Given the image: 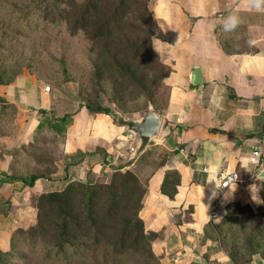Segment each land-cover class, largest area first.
Instances as JSON below:
<instances>
[{
  "label": "crops",
  "instance_id": "0c3cea01",
  "mask_svg": "<svg viewBox=\"0 0 264 264\" xmlns=\"http://www.w3.org/2000/svg\"><path fill=\"white\" fill-rule=\"evenodd\" d=\"M149 9L160 34L151 48L167 71L161 80L166 96L160 126L145 151L152 148L159 159H167L139 174L146 179L139 218L145 232L156 234L151 251L158 264H231L203 227L216 200L219 219L229 202L253 210L260 204L257 188L264 170L257 171L247 158L255 145H264V13L248 11L243 0H150ZM229 11L241 23L225 33L221 19ZM194 68L198 85L189 82ZM2 103L13 104L17 112L13 131L0 135V247L14 229L33 223L32 196L60 191L69 182L105 183L114 169H130L145 152L127 165L135 138L110 114L90 115L78 105L62 137L37 128L39 110L63 114L56 113L53 93L26 71L0 85ZM46 130L61 141L57 153L47 156L51 176L32 184L26 177L7 180L16 161L8 152L36 147ZM170 170L177 182L172 196H166L160 185ZM226 173H234L237 181L221 193L219 175ZM252 259L263 264L258 256Z\"/></svg>",
  "mask_w": 264,
  "mask_h": 264
},
{
  "label": "trees",
  "instance_id": "16d2710c",
  "mask_svg": "<svg viewBox=\"0 0 264 264\" xmlns=\"http://www.w3.org/2000/svg\"><path fill=\"white\" fill-rule=\"evenodd\" d=\"M149 4L150 0H0V85H9L24 70L43 79L38 52L22 58L11 46L44 28H59L68 37L81 35L90 45L88 82L76 90L79 107L90 115L114 110L127 117L149 109L160 115L163 107L154 105L162 92L166 96L161 80L167 69L151 48L152 38L160 34ZM49 60L57 68L53 88L76 80L63 58ZM16 112L13 104H0V129L12 124ZM73 113L56 117L52 110H39L37 128L45 126L62 137ZM29 150L27 160L34 167L26 177L28 184L49 178V158L32 144L11 149L8 155L14 160ZM176 176L172 170L164 174L162 194L172 196ZM6 179L25 178L11 173ZM257 189L260 204L254 210L229 202L218 222L203 227L204 236L218 244L231 264L249 263L254 256L264 264V179ZM145 193L146 179L116 168L105 183L69 182L60 191L32 196L34 221L11 232L7 248L0 249V264H158L151 251L156 234L145 232L139 218Z\"/></svg>",
  "mask_w": 264,
  "mask_h": 264
},
{
  "label": "rangeland",
  "instance_id": "374dc122",
  "mask_svg": "<svg viewBox=\"0 0 264 264\" xmlns=\"http://www.w3.org/2000/svg\"><path fill=\"white\" fill-rule=\"evenodd\" d=\"M21 32H23V30ZM89 48V42L86 41L81 35L68 37L59 28H44L38 34H35V36L29 35V37L27 38L24 37L17 39L12 44L11 51L12 53L20 55L22 58H25L33 50H35V53L38 52L40 61L39 72L43 75V79L37 80L34 75H30L33 76L35 80L39 81V83L44 88L47 87V90L53 93L56 113L58 115H61L71 112L78 105V98L76 96L77 86L79 84H87L88 82L90 62L92 60V53H90ZM59 57L64 59L66 67L76 78V80L67 82L61 85L58 89H55L51 86L50 83L51 79L54 76H57V68L55 65L53 66V62L50 61L49 58L57 59ZM164 98L165 95L162 92L156 99L154 105L155 109H161L163 107ZM145 113L137 112L124 117L129 119H138ZM155 115L158 116V114ZM6 124L4 123V126L0 129V132L4 134L13 131L12 124ZM38 140L39 144L36 146V148H39V150L37 151L38 154L44 155L46 157L48 155L50 156L56 154L59 150V144L61 141L59 139H56L53 135L47 133V130L42 131L38 135ZM148 146L146 147V149L148 148ZM30 152L31 150H29V152L24 151L16 157V161L14 162V165L10 170L12 173L20 175L22 178L27 177V175L31 172V166L29 164L30 162H28L27 160V158L30 157ZM158 156L159 155H157L156 152L152 150V148H149V150H147L145 154L139 160H137L135 165L131 167L130 170L138 176L139 174L145 175L150 172L152 168L157 167L164 157L162 156L159 159ZM49 161L51 163V159H49ZM48 170L50 173H52L53 169L48 168ZM7 245L8 243L5 246L0 247V249H6Z\"/></svg>",
  "mask_w": 264,
  "mask_h": 264
},
{
  "label": "water",
  "instance_id": "95a60500",
  "mask_svg": "<svg viewBox=\"0 0 264 264\" xmlns=\"http://www.w3.org/2000/svg\"><path fill=\"white\" fill-rule=\"evenodd\" d=\"M189 82L191 85H198L199 74L197 68L193 69ZM109 114L113 118L114 124L123 127L127 133L135 138L136 146L128 159L127 165H129L145 151L146 147L156 137L161 120L152 110H148L138 119L126 118L115 111H111ZM259 176L264 178V171Z\"/></svg>",
  "mask_w": 264,
  "mask_h": 264
},
{
  "label": "built area",
  "instance_id": "2783aa9c",
  "mask_svg": "<svg viewBox=\"0 0 264 264\" xmlns=\"http://www.w3.org/2000/svg\"><path fill=\"white\" fill-rule=\"evenodd\" d=\"M45 90L48 88L45 87ZM131 135V134H130ZM133 151V150H132ZM180 154H183V150L181 148L178 149ZM248 162L251 164L257 171L264 170V145L257 144L255 145L248 156ZM236 176L234 173H226L219 175V192H224L229 188L231 184L236 183ZM219 219V211H218V202L217 200L211 203L209 207V221L216 222ZM245 264H256L253 260L249 263Z\"/></svg>",
  "mask_w": 264,
  "mask_h": 264
},
{
  "label": "clouds",
  "instance_id": "9594fccd",
  "mask_svg": "<svg viewBox=\"0 0 264 264\" xmlns=\"http://www.w3.org/2000/svg\"><path fill=\"white\" fill-rule=\"evenodd\" d=\"M243 3L246 5L248 11L264 13V0H243ZM240 23V17L231 11H229V13L221 19L222 28L225 33L235 31L239 27ZM257 199V197H253L254 201Z\"/></svg>",
  "mask_w": 264,
  "mask_h": 264
}]
</instances>
